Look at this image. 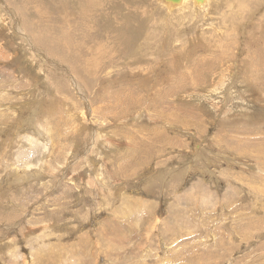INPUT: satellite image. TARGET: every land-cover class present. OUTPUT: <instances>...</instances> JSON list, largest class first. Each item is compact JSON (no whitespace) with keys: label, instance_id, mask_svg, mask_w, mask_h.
<instances>
[{"label":"rangeland","instance_id":"374dc122","mask_svg":"<svg viewBox=\"0 0 264 264\" xmlns=\"http://www.w3.org/2000/svg\"><path fill=\"white\" fill-rule=\"evenodd\" d=\"M57 1L0 0V264H264V0H93L52 54Z\"/></svg>","mask_w":264,"mask_h":264},{"label":"bare ground","instance_id":"6f19581e","mask_svg":"<svg viewBox=\"0 0 264 264\" xmlns=\"http://www.w3.org/2000/svg\"><path fill=\"white\" fill-rule=\"evenodd\" d=\"M171 1H178V0H171ZM194 1H195V3H200V2H203L204 0H194ZM182 2H183V0H180L179 2L172 4L171 2L166 1V3L171 4V5H176V6L181 4ZM56 4L59 6V9H60V17L59 18L64 23H67L69 21L78 22L77 16H76V19L74 17H69V15L66 11V8H68V4L72 5V8L74 11L78 7H84L85 8V10L83 12V21H82L83 25L80 26L79 32L77 34V36L84 37V38H79V39L71 41V42L76 43V44H71L70 42H68V38L59 39L57 41H53L49 45L50 49L48 47H47V49H49L52 54H60L61 52H63V49H68V48L72 49V48H77V47H83V49H82L83 51H85V52L88 51L89 48H87V46H85V45L79 46L77 43L78 42L83 43L84 41H86L85 35H87V34H82V33L88 32L89 28L91 30V28L93 27V26L90 27L89 25H87L88 23L86 22L87 20H89L91 18L90 7H92V5H93V0H60V1H57ZM74 14H75V12H74ZM45 34L47 35L48 39L49 38L54 39L56 37L55 33L48 35L45 32ZM37 41H39V40H37ZM57 42L60 43L58 46L59 49L54 47V43H57ZM97 46H98V48L95 45L96 49L100 51L99 55H101V54L103 55V53H101V51H103V50L101 48H99V47H101V44H99ZM91 47H93V49H94L93 45ZM93 49L89 50V52L93 53ZM93 55H95V54H93ZM65 60L71 64V66L73 67L75 72H77V71L78 72H85L84 74H86V73H88V70H89V73H91V72H93V70H95V68H98L97 67L98 65L94 64V61H96L95 58H93L92 60H88V59H83L82 56H79V57L66 58Z\"/></svg>","mask_w":264,"mask_h":264}]
</instances>
